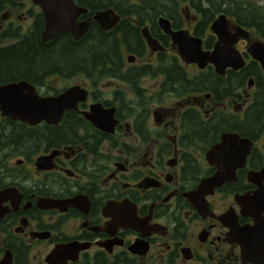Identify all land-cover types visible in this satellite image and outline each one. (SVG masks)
Returning a JSON list of instances; mask_svg holds the SVG:
<instances>
[{
  "label": "flooded vegetation",
  "instance_id": "1",
  "mask_svg": "<svg viewBox=\"0 0 264 264\" xmlns=\"http://www.w3.org/2000/svg\"><path fill=\"white\" fill-rule=\"evenodd\" d=\"M36 1L0 0V88L86 93L58 125L0 109V264H259L264 236L244 244L256 223L237 197L253 196L249 174L264 167V72L248 52L264 39L238 20L264 17V0H71L87 32L50 40L45 10L59 14L61 0ZM223 17L226 41L249 33L235 44L245 68L187 64L179 52L194 42L216 50ZM86 114L115 121L113 133ZM225 136L241 141L245 165L196 205L188 196L218 172L208 155ZM227 153L214 161L236 163Z\"/></svg>",
  "mask_w": 264,
  "mask_h": 264
},
{
  "label": "water",
  "instance_id": "2",
  "mask_svg": "<svg viewBox=\"0 0 264 264\" xmlns=\"http://www.w3.org/2000/svg\"><path fill=\"white\" fill-rule=\"evenodd\" d=\"M54 0H44L45 4H50ZM39 3V1H36ZM46 20H47V31L45 33L46 40L54 38L59 33H70L76 39H80L88 30V26L78 25L76 22L77 14L71 0H61V10L57 14L56 10L46 9ZM227 27L228 22L225 17L220 18L216 21L213 26V30L220 37V41L217 44L216 50L213 53L203 52L200 42H194L198 44L199 47L193 49L181 50L179 52L180 56L185 60L187 64H196L200 69H205L209 64L215 66L217 74L221 76L226 75V71L229 68L234 70H242L246 66V62L241 55V53L235 48V44L238 43L241 39L248 40L249 33L243 28L238 26L236 32L233 36L234 41H226L227 36ZM250 56L254 61L260 64L264 72V43L258 42L249 47L248 50ZM250 86L253 85L251 80ZM29 91V94L22 98H16L15 94L19 91ZM9 93L11 96L5 99L4 103L0 102V109H3L5 115L11 118H18L28 123L30 126H37L42 122H46L51 125H58L64 118V115L67 111L77 108V104L84 99L86 91L81 90L80 88H70L64 94L58 98H40L35 90L27 84L23 85H11L9 87L0 88V93ZM13 95V96H12ZM5 108V109H4ZM101 110V108H99ZM96 111L93 109V114L96 117H99L103 114L101 111ZM86 117L92 120V123L109 133H113L115 121L109 122H99L96 119L89 117L86 114ZM233 143V146L229 144ZM244 146L241 144V141L236 137L225 136L223 138L222 144L214 147L212 152L208 155V161L211 165H217L219 170L218 172L209 179L203 180L200 184L199 190L196 193L189 195V199L196 205H199L201 197H204L205 194L213 192L216 188L221 187L228 181H231L235 178V172L238 168H242L245 165L247 154H241L240 151ZM247 152L249 148H246ZM227 151V156H237L238 160L236 163H228L223 160L216 163L214 161L216 154L219 155V152ZM55 153L48 157H41L38 160V168L40 170H50L51 161L53 160ZM249 181L257 187V190L254 192L253 196L245 195L237 197V202L242 209V215L245 217L252 216L255 219L254 229L257 231L256 235H251L248 232L247 228L244 235L247 237L244 244L248 247H251L258 237L264 236V218L261 217L264 214V167L259 172H251L249 174ZM6 193L3 192L0 195V199ZM46 204H55L54 201L47 200ZM4 216L0 215V220ZM224 220H231L230 216H226ZM233 228V225H231ZM260 230V234H259ZM264 252V248H262ZM259 264H264V255L253 258Z\"/></svg>",
  "mask_w": 264,
  "mask_h": 264
},
{
  "label": "trees",
  "instance_id": "3",
  "mask_svg": "<svg viewBox=\"0 0 264 264\" xmlns=\"http://www.w3.org/2000/svg\"><path fill=\"white\" fill-rule=\"evenodd\" d=\"M238 23L245 28L256 29L257 36L264 39V17L254 16L251 19H240ZM63 59H71L70 54H64Z\"/></svg>",
  "mask_w": 264,
  "mask_h": 264
},
{
  "label": "bare ground",
  "instance_id": "4",
  "mask_svg": "<svg viewBox=\"0 0 264 264\" xmlns=\"http://www.w3.org/2000/svg\"><path fill=\"white\" fill-rule=\"evenodd\" d=\"M56 1V0H55ZM53 5V4H52Z\"/></svg>",
  "mask_w": 264,
  "mask_h": 264
}]
</instances>
